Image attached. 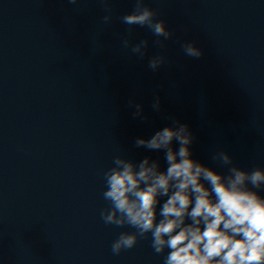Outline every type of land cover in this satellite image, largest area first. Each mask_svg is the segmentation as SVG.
<instances>
[{
  "label": "water",
  "instance_id": "water-1",
  "mask_svg": "<svg viewBox=\"0 0 264 264\" xmlns=\"http://www.w3.org/2000/svg\"><path fill=\"white\" fill-rule=\"evenodd\" d=\"M173 33L158 47L133 26L132 0H0V264H162L150 239L114 255L125 226L106 225L103 172L174 118L194 134V158L223 147L245 169L264 168V0H148ZM163 40V38H160ZM194 42L202 56H186ZM167 62L153 71L152 56ZM160 99V111L152 104ZM143 105L134 119L128 102ZM264 194V193H262Z\"/></svg>",
  "mask_w": 264,
  "mask_h": 264
},
{
  "label": "clouds",
  "instance_id": "clouds-1",
  "mask_svg": "<svg viewBox=\"0 0 264 264\" xmlns=\"http://www.w3.org/2000/svg\"><path fill=\"white\" fill-rule=\"evenodd\" d=\"M75 5L78 0H67ZM106 25L113 19L112 0H101ZM130 13L120 17L129 26L121 45L141 59L149 41L132 44L133 26L147 28L158 47L173 33L148 5V0H132ZM160 38H163L161 40ZM186 56L199 58L194 42L182 44ZM167 62L156 54L148 66L158 70ZM134 119L146 121L143 105L130 99ZM152 108L160 111L155 97ZM171 123L149 138L136 137L134 146L149 152H162L166 167L159 159L144 156L139 161L125 150L116 153L111 167L103 172V199L108 206L100 210L106 225L128 226L111 244L114 255L134 248L141 239H150L153 252L162 264H264V168L251 170L234 162L233 154L223 147L211 151L212 164L194 158L195 137L187 123L169 118Z\"/></svg>",
  "mask_w": 264,
  "mask_h": 264
}]
</instances>
